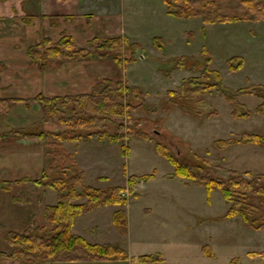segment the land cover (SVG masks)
Instances as JSON below:
<instances>
[{"label":"rangeland","instance_id":"1","mask_svg":"<svg viewBox=\"0 0 264 264\" xmlns=\"http://www.w3.org/2000/svg\"><path fill=\"white\" fill-rule=\"evenodd\" d=\"M92 1L81 0V8L92 7ZM109 4L113 5L109 17L119 14V23L137 45L135 61L125 66L126 82L146 93L145 99L157 111H132V133L122 142L127 148L125 155L118 144L106 139L102 148L94 149L98 154L89 171V184L100 189H126L128 175L153 177L132 186L131 193L124 191L127 204L115 207L125 211V235L114 228L110 205L76 220V232L87 241L117 245L129 259L79 264H230L233 258L236 264H264V257L250 255L264 253V228L254 230L240 217L221 218L229 206L221 192L214 190L207 202L203 186L175 176L173 167L156 153L153 143L139 136L145 133L167 145L182 160L199 166L196 170L200 174L207 172L217 179L226 177L227 170L264 174V145L233 143L224 148L215 142L234 139L241 133L264 136V116L254 112L260 101L251 95L238 96L246 109L239 114L248 111L246 117L232 116L230 104L216 92L200 102H188L190 108L202 113H189L179 107L168 110L167 91L178 90L184 79L198 77L202 65L194 71L185 68L170 70L166 75L162 72L171 67V59L188 57L204 63L209 58L208 68L218 71L222 83L232 90L264 85V21L209 24L200 17L178 19L167 14L161 0H111ZM157 38L160 42L155 43ZM230 59L234 66L241 62L237 70H229ZM94 174L105 178L95 181L91 178ZM253 201L260 203L258 198ZM261 201L264 216V197ZM4 238L0 237V252L10 253ZM142 255H151L155 260L140 263L137 259ZM0 264L19 263L3 260Z\"/></svg>","mask_w":264,"mask_h":264},{"label":"trees","instance_id":"2","mask_svg":"<svg viewBox=\"0 0 264 264\" xmlns=\"http://www.w3.org/2000/svg\"><path fill=\"white\" fill-rule=\"evenodd\" d=\"M161 1L166 7L167 14L178 19L200 17L204 23L209 24L233 23L241 20L264 21V0ZM34 18L35 16L25 15L21 20L29 23ZM40 18L49 19L52 26L58 19L57 16H40ZM154 42L160 40L157 38ZM156 46L162 47L161 44ZM136 47V43L130 42L126 36L94 38L87 47H79L69 35L63 33L57 41L42 38L36 45L27 49V54L31 62L38 64L40 68L49 64L54 66L63 61L87 59L92 54L98 58L112 59L119 66L125 67L135 61ZM231 60L227 61L229 70H237L241 62L234 66ZM209 62V58H205L204 63L188 57L168 60L171 67L162 71L165 75L173 69L189 68L194 71L202 65L198 77L184 79L178 90L167 91L168 110L179 107L189 113H202L190 108L188 102H200L206 95L216 92L230 104L232 116L246 117L249 114L248 111L239 114L240 111L246 110L238 101V96L244 94L254 96L260 101L254 112L264 116L263 84H250L232 90L222 83L218 71L208 68ZM145 97L146 93L137 86L124 82L113 83L110 80H104L89 92L77 95L35 96L41 104L40 124L50 126L52 129L44 130L32 126L12 130L9 134L38 137L43 141L46 165L40 177L34 182L44 189H52L55 192V203L44 207V221L38 227L28 228L22 233L9 231L5 234L4 240L11 247V251L0 252V262L11 260L19 264H79L110 263L129 259L127 252L121 247L108 242L101 244L89 242L73 233L72 227L77 217L87 215L100 206H125L127 198L124 191L131 193L132 186L142 180H149L153 174L126 176V189L121 186H110L107 189L94 188L85 184L84 172L77 166L73 154L64 149L63 143L106 139L118 144L121 154L125 155L127 148L122 142L132 133L130 123L132 111L140 110L145 113L157 111V108L149 104ZM209 115L206 113V116ZM139 136L153 143L156 153L173 167L175 176L203 186L207 202L211 193L219 190L223 199L229 204L221 218L240 217L244 224L254 230L264 228V216L260 204L261 198L264 197L263 173L227 170L226 177L221 179L214 178L207 172L200 174L201 172L196 170L200 169L199 166L182 160L167 145L145 133ZM215 142L219 147L224 148L233 143L264 145V136L241 133L234 139H220ZM203 163L209 165L206 161ZM83 198H85L84 202L79 201ZM255 198L260 199L259 204L253 201ZM112 223L120 235L127 233L124 209L113 212ZM205 250L209 252L207 248ZM250 255L264 257V253H250ZM137 260L140 263H148L155 259L151 255H142ZM236 262L237 259L233 258L230 264Z\"/></svg>","mask_w":264,"mask_h":264},{"label":"crops","instance_id":"3","mask_svg":"<svg viewBox=\"0 0 264 264\" xmlns=\"http://www.w3.org/2000/svg\"><path fill=\"white\" fill-rule=\"evenodd\" d=\"M109 3L111 0H93L89 4L92 7L81 8V0H0V237L9 231L22 233L38 227L44 221V207L55 203V192L34 182L46 165L43 141L9 134L32 126L48 129L40 124L41 104L35 96L77 95L89 92L104 80H128L127 69L109 58L90 56L40 68L31 62L27 49L42 38L57 41L63 33L79 47H87L94 38L115 36H126L132 42L119 23L120 15L109 17L113 6ZM25 15L35 18L24 22L21 17ZM76 15L81 16L77 19ZM40 16L58 19L52 26L49 19ZM105 142L86 139L63 143L89 186V171L98 154L94 149L102 148ZM94 175L91 178L95 181L105 178L103 174ZM110 206L113 212L118 209ZM76 220L72 232L85 238L76 232Z\"/></svg>","mask_w":264,"mask_h":264}]
</instances>
